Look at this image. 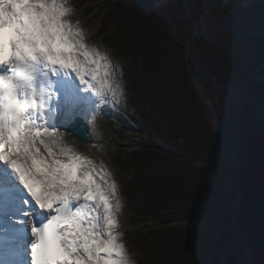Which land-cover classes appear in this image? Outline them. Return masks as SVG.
Masks as SVG:
<instances>
[{
    "label": "snow or ice",
    "instance_id": "snow-or-ice-1",
    "mask_svg": "<svg viewBox=\"0 0 264 264\" xmlns=\"http://www.w3.org/2000/svg\"><path fill=\"white\" fill-rule=\"evenodd\" d=\"M234 23L242 41L244 22ZM261 84L264 189V66ZM124 88L122 68L106 47L90 42L71 0H0V264H136L120 231L113 172L68 143H90L97 119L119 110ZM247 88L243 73L226 74L212 106L211 146L198 176L189 177L186 243L193 247L217 241L220 204L235 191L236 130ZM245 240L238 231L233 243L243 247Z\"/></svg>",
    "mask_w": 264,
    "mask_h": 264
},
{
    "label": "trees",
    "instance_id": "trees-1",
    "mask_svg": "<svg viewBox=\"0 0 264 264\" xmlns=\"http://www.w3.org/2000/svg\"><path fill=\"white\" fill-rule=\"evenodd\" d=\"M81 3L90 17L99 20L98 36L113 37L127 61L123 72L127 93L140 115L142 138L126 159L130 172L124 183L131 214L144 228L141 233L145 246L136 255L141 258L139 264L236 260L229 248L239 247L230 234L232 202L239 190L236 222L251 243L254 264H261V131L251 128L247 117L252 107L261 102L262 84L250 79V75L264 64V0ZM236 18L244 22L242 41L236 37ZM241 73L248 88L239 106L236 188L220 204L217 241L193 247L186 243L185 223L191 201L189 177L198 176L192 161L206 157L215 130L210 108L199 98L191 77L196 76L205 97L215 105L223 94L225 75L234 79ZM152 220L156 225L145 227ZM189 247L193 250L189 251Z\"/></svg>",
    "mask_w": 264,
    "mask_h": 264
},
{
    "label": "rangeland",
    "instance_id": "rangeland-1",
    "mask_svg": "<svg viewBox=\"0 0 264 264\" xmlns=\"http://www.w3.org/2000/svg\"><path fill=\"white\" fill-rule=\"evenodd\" d=\"M71 2L77 8V16L82 21L83 27L90 32L89 34L90 42H98L103 47H106L109 53L112 55L113 61L118 62L120 68H122V82L125 85V88H124L125 95L119 98L118 104L124 103L127 106L128 113L126 115H122L120 111L113 112V110L110 108L108 110L107 115L100 116V118H98L95 123V125H98V127L101 126V129L97 131L98 140L92 141V143L88 145L77 143L73 139L68 140V143L74 146L77 150L92 156L93 158L97 160V162L104 161L109 166L110 170L113 172L114 177L120 189L121 200H122V210L119 216L120 223H121L120 231L124 234L123 239L126 242L130 253L132 254V258L136 261V264H139V261L141 258H139V256L136 257V255L145 246L144 244H142V242L144 241V238L142 236L143 233H141L142 229L144 228L142 224L139 223L140 220L135 222L136 220H134V216L133 214H131V211L128 207L129 201L127 200L125 196L126 191H125L124 183H125V179L127 175L130 172L126 159L128 158L129 154L136 148V146L139 144L142 138L141 137L142 126L140 124V115L134 108L133 102H131L132 100L130 99L127 93V88H126L127 85H126V81L123 75L125 67H127L126 66L127 61L121 55V52L116 48V43L113 37L109 35H106L105 38L98 36V34L100 33L98 31L99 20L93 19L92 17H90V15H88V10L86 8L84 9V6L81 5L82 4L81 0H71ZM206 11L207 10H205V12ZM187 42H189V40ZM117 78L118 79L120 78L119 70L117 72ZM191 79H192L193 87L196 90V87L194 86L193 76L191 77ZM250 79L258 80L261 82V70L258 71L257 73L251 74ZM197 83L199 84L198 80H197ZM199 86L201 87L200 84ZM196 92L199 96L198 90H196ZM202 102L208 108H210V112H211L213 103L212 105L209 106L208 104L204 102V100ZM259 107H260V103L257 105H254L252 107V110L248 114L247 118H248V122L251 128L260 129L259 120H258ZM210 115H212V113ZM239 120H240V115H239ZM239 120H238V125H237V130H236V133L238 134V136H240V134L237 132V131H240V126H239L240 121ZM211 122L213 125L212 119H211ZM95 129L97 130V128ZM192 164L195 166V168H198L199 161H192ZM239 192L240 190L237 193L238 203H239ZM238 203L236 205L237 212H238L237 210ZM232 210H233V207H232ZM233 214H234V210H233ZM238 215H239V212L237 213L236 218L238 217ZM151 225L155 226L156 221L152 220V221L147 222L145 227H149ZM235 230H236V233L238 231H241L238 225H236ZM230 234H231V231H230ZM248 244L252 252L251 243L248 242ZM229 250L234 253V256L236 259H241L240 255H243L245 258L244 252L241 249V247L234 248V247H231L230 245Z\"/></svg>",
    "mask_w": 264,
    "mask_h": 264
},
{
    "label": "water",
    "instance_id": "water-1",
    "mask_svg": "<svg viewBox=\"0 0 264 264\" xmlns=\"http://www.w3.org/2000/svg\"><path fill=\"white\" fill-rule=\"evenodd\" d=\"M193 79H194V86L196 87V90H198V92H199V96H200V98L202 99V101L204 100V102H205L206 104H208L209 106L212 105L211 100L205 97L203 89H202V88L199 86V84L197 83V78H196V76L193 75ZM213 125H214V124H213ZM78 142H80V141H78ZM80 143H82V142H80ZM90 143H91V142H90ZM90 143H88V144H90ZM83 144H85V143H83ZM237 203H238V195L236 196V198L234 199V202L232 203V204H233L232 207H233V210H234V214L232 215V222H231V235H232L233 237H234L235 234H236V230H235L236 225H237V223H236V216H237V213H238V212L236 211V205H237ZM241 249H242L243 252H244V255H245L246 260L251 261V262H253V264H254V263H255V260H254V257H253V253L251 252V250H250V248H249V244H248L247 239L245 240V243H244L243 247H241Z\"/></svg>",
    "mask_w": 264,
    "mask_h": 264
},
{
    "label": "bare ground",
    "instance_id": "bare-ground-1",
    "mask_svg": "<svg viewBox=\"0 0 264 264\" xmlns=\"http://www.w3.org/2000/svg\"><path fill=\"white\" fill-rule=\"evenodd\" d=\"M87 30V29H86ZM88 31V30H87ZM88 33L90 34V32L88 31ZM118 109L119 110H113V112H117V111H120V113L122 114V115H126L127 113H128V109H127V106L123 103V104H118ZM95 128H97V130L95 129ZM99 129H101V126L100 127H98V125H94V130L92 131V139H91V141H96V140H98V133H97V131L99 130ZM71 139V138H70ZM69 139V140H70Z\"/></svg>",
    "mask_w": 264,
    "mask_h": 264
}]
</instances>
